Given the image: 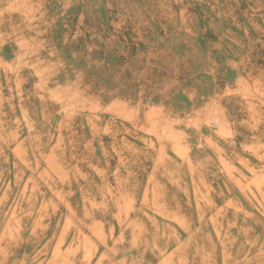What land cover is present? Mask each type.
I'll return each mask as SVG.
<instances>
[{"label":"rangeland","instance_id":"obj_1","mask_svg":"<svg viewBox=\"0 0 264 264\" xmlns=\"http://www.w3.org/2000/svg\"><path fill=\"white\" fill-rule=\"evenodd\" d=\"M0 264H264V0H0Z\"/></svg>","mask_w":264,"mask_h":264}]
</instances>
